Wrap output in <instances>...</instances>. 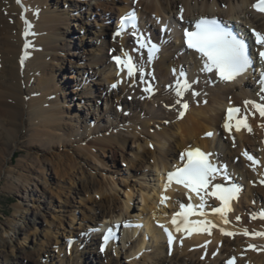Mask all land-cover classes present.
I'll use <instances>...</instances> for the list:
<instances>
[{
	"label": "bare ground",
	"instance_id": "bare-ground-1",
	"mask_svg": "<svg viewBox=\"0 0 264 264\" xmlns=\"http://www.w3.org/2000/svg\"><path fill=\"white\" fill-rule=\"evenodd\" d=\"M20 1L21 5L17 3V0H0V154L2 152L1 143L4 141L3 136L7 137L9 141L15 142L21 132L20 122H23L26 113H28L33 120L39 121L38 126H35L36 131L31 136V147L34 148L37 146L36 144L34 145L33 142L35 140H40L39 142H41L42 140V134L39 132L41 130L38 128L43 127L44 129V127H47L49 130L51 127L55 128L54 124L57 120V114L55 112L56 105H53L52 103V105L47 106L46 102L48 94H45V91L41 93L40 97L35 99L30 98V102H27L25 99L24 80L27 79L29 83L33 79H37L38 82H40V77L45 74L43 71H45L46 60H48L47 58L52 55V50L54 51L58 47V38L61 31L60 26L63 23H59V19L45 14V11L42 10L40 5L45 3L46 0ZM130 1L131 0H116V4L113 2L115 7L117 6L119 21L121 17L128 14L129 10L132 8L130 7ZM136 1H138L136 8L140 14L141 21L137 23V29H132V32L137 31L138 34H145L146 37H149L150 39H158L161 43L160 52L155 58H150L147 48L141 49L139 44L131 47L128 32H122L120 35H116V37L111 35L109 39H106L105 35L108 34V30H110L109 27L105 30V40H103L104 42L100 48L102 56H97L92 60L95 63V66L103 68V81L111 84L116 82L122 84L123 90L129 92L132 91L135 83L145 86V84L143 85L141 82V74L139 75L138 71L135 76L129 78L127 76V71L119 72V68L115 66L113 61L108 59V56L109 54L120 56L124 55V53H133L134 55L136 53V65L142 67L144 71L146 69L150 71V75H147L149 78H143V80L147 83L151 80L155 81L158 88L157 95L155 94V97H152V99H149L150 94L149 92H146L145 97L147 102L143 103L146 111L143 114H141V112L133 114L131 119L135 121L133 122L135 127L140 124V127L144 130H148L150 126L155 129V133L152 136L155 140L147 141L145 143L148 148L151 144L152 147L149 149L145 147V152L150 154L151 159L154 160V170H152V174H154L161 186L160 184L155 188L152 186L151 190L154 196L148 191V189L145 191V194L141 191L142 200L144 202V213H138L139 215L133 220L134 226L130 231L123 230L127 232L126 235L131 243L129 244V242H126L129 253V255L128 253H126V255L130 257L134 256L136 260L139 256L143 255L141 254L143 253V248L148 243L152 250H154V253L152 255L144 253V259L140 264H145L148 260L153 263L155 259H159V256L167 250V236L164 234L165 228H167L171 229L172 232V247L176 246L175 244L177 241L181 242V245H178L179 252L180 254L182 253L186 255V257L188 256L187 259L191 256L192 260H194L197 254H199L198 257H201V254L205 251H209L208 257L210 258L209 260H212L214 259L211 258L212 253L214 250L219 251V248H221L220 243L223 242V244L225 243L224 249L234 254L229 256L228 259H226V262L224 261L225 264H229L231 258H236L235 255L238 257L239 263L238 260H236L238 264H264V236L255 235L256 233H264L263 222L258 219L249 220L246 216L241 219V222L232 223V225H230L229 222H225V216L226 219L227 217L231 218V220L234 218L233 210L235 207L237 209V202H235V204H233L234 202H230L233 204H230L231 210L228 211L227 214H224V216L217 212L210 213V202H206L208 201V196L202 192L200 195L204 196V212L210 211V214L205 216H209L210 218L188 215L187 224L188 228H190L189 235L186 234V231L183 235L182 233L184 232L181 230L179 233H176V225H171L173 217L178 212L176 209H179L178 207H180L181 204L191 205L193 202L188 198L190 195L194 198V204L200 205L202 203L200 195H197L195 191L190 192L183 185L176 183L175 180L167 187V190H165V185L168 184V173L173 172L185 161L186 158L182 159L183 154L188 150L199 149L207 154H211L210 157L213 159L212 164L214 166L221 169L224 168V165H227V167L231 168V171L234 174H238L242 177L243 180H240L247 185V194L243 197L246 201L254 199V196H256L255 193L257 192L259 195L264 196V187L259 185L263 180V173L261 171L264 162V117L256 115L252 121L255 128L252 132H255V138H252L251 134L246 133L248 130L243 128L239 131L236 130V117L232 121L227 120V108L231 106H242L248 110V108H252V106L248 105L245 107V101L247 100L264 104V100H261V96L264 95V93L260 91L259 86H256L255 83L257 77L255 75L252 76L251 71H248L247 74L237 77L235 81L229 82L216 79L215 72L208 75V73L203 70L204 64L200 55L195 54L194 52H189L185 48L183 49L180 42V30H178L180 26L186 27L187 24L191 23L197 17L211 15L219 16L226 22L233 21L237 23V21L242 20L245 24H248L252 30L255 29L264 33V13L257 12L252 7L257 0ZM25 6L28 8L29 17L26 14L25 18L21 19L22 15H24L23 9H26ZM32 8L36 9L34 15L32 14ZM27 10L26 12H28ZM181 10H183V19H181ZM152 12H157L158 16L155 19L156 24H153L148 20L151 22V24H149L146 21V19L149 18V14L151 15ZM162 13H165L166 15H162ZM16 15L21 16L19 22L15 20ZM163 18L165 19L163 20ZM11 19L13 21L15 20L14 24L11 23ZM25 20L28 21V24L25 23ZM157 24L158 31L153 27V25L155 26ZM161 24L168 25L169 34L163 35L161 33ZM119 27L120 24L115 26L113 33H116ZM28 29H30L29 35L25 37L24 32ZM172 35H174V37H172L173 40L170 38ZM147 42L150 44L151 41L147 40ZM26 43L31 45L27 49L25 48ZM168 47L173 53H166ZM109 51L111 52L109 53ZM173 55L174 57L177 55L178 58L173 60ZM22 59H25V62H27V67L24 71L21 70ZM182 59L184 61L195 62H192L195 67L194 70L190 71V79L188 80V83L192 84L193 87L191 90L184 93L186 94V100L182 101V103H185L186 101L189 102V108L187 110H184L180 104L176 103L177 99H180L176 96L177 81H183L181 80V76L186 72V67L184 66L183 68V63L181 62L183 61ZM158 62L160 63L157 68ZM197 80L199 81L198 85H196ZM37 85L39 86V84ZM37 85L31 88L35 89ZM168 85L169 90H167ZM244 89H247L248 91L244 92L245 94L243 93ZM237 90H240V95L239 93H236ZM194 92L198 93V95H193ZM107 93L108 94L106 95H109V97L115 95L113 91H108ZM134 93L137 94V92ZM120 96V94L116 95V101L118 103L121 100ZM157 97L162 99L158 101ZM164 105H166L167 108L168 106H173V112H168L166 110L167 108L164 109ZM181 112H183V116L180 115ZM167 119L170 120V123L167 125L164 123V125L161 126V124L157 122V120L166 121ZM226 122L232 124V129L230 131L232 132L231 134L224 128ZM131 132H133L132 135L134 141L139 142L140 139L137 136L138 131L133 129ZM209 132L213 133V135L208 136L207 133ZM45 134L47 137L51 136L49 131ZM232 137H234V139H232ZM109 140L113 142L112 144H115L117 141L114 140V138H109ZM127 140L128 137H124L118 141L117 144H126ZM232 140L235 141V143H233ZM50 142L51 139L49 140V138H46L45 143L43 141L41 142V148H45L44 146ZM256 151L257 154L253 155V152ZM244 153L257 156L261 165H259V167H254L248 161H244ZM138 157V161L131 162L132 167L136 165L135 163L142 164V161L145 165L147 164V162L140 159L141 156ZM235 157H240L241 161L235 163ZM248 168L254 172V176ZM255 181L258 182V184H255ZM88 184L90 185V182ZM212 185L213 184H211V186ZM90 186L98 191L100 189L97 188L95 183L92 184V182ZM254 186H257V188L255 189ZM98 191L97 193H99ZM126 195L128 199L125 200V211L128 212L132 199L130 190L126 192ZM162 197H167L168 199L162 202ZM159 202H161L160 205ZM95 203L100 210L99 212L97 211L96 216L94 215L91 218V222L92 224H95L93 227H96L97 229H100L102 224L104 226V223L108 224V221L112 224L113 219L121 220L122 217L125 216L124 209L113 207L110 198H105V200L101 202L95 201ZM244 208L245 207L243 206V208L237 210V213H240L242 216L245 213V211H243ZM260 209L264 210V205H262V208L260 207ZM240 215H236L235 217ZM181 219L182 218L178 217L177 222L179 223ZM236 219H234V222ZM157 222H161L164 227H158L156 225ZM98 225L100 226L98 227ZM213 225L216 226L214 227ZM182 227H184V224H180V228ZM228 228L235 232V238H232L233 236L227 238V236L225 237V235L221 233V229L226 233L229 232ZM191 229H195V233L191 231ZM245 230H247L248 233L254 232L255 236L253 234L252 236L259 241L258 244L255 243V248L249 246L252 242H255L251 237H249L250 239L247 238L248 241L246 243H241L239 236L241 237L244 234H242V232ZM209 233L212 234V237L207 235ZM94 236L95 235L87 240L86 245L90 247L96 246L97 238ZM186 236L188 237L186 238ZM208 241L211 242L212 245L216 244V247H210L207 245V247H203V249L199 251L197 249L189 252L191 248H199L204 242ZM102 243L105 244L103 253L109 260L108 264H110L112 263L110 258V250L112 248L110 249V247H113L116 252H118V250L113 241L105 242V239H103ZM259 244H261L260 247H258ZM6 245L8 244H5V241L3 244L0 243L1 248ZM245 246H249L250 248V251L249 248H247V253L243 252V247ZM11 247L14 250L16 249L17 254L12 261L6 260L8 264H23V259H33L32 253H27L25 251L21 255L19 254V251H21L19 248H15L14 245H11ZM257 248H263V252L258 254ZM252 249L253 251H251ZM254 249L257 250L255 251ZM178 259L179 257H176L175 260L178 262ZM113 263L118 264L116 261ZM135 264L137 263L135 262Z\"/></svg>",
	"mask_w": 264,
	"mask_h": 264
},
{
	"label": "rangeland",
	"instance_id": "rangeland-1",
	"mask_svg": "<svg viewBox=\"0 0 264 264\" xmlns=\"http://www.w3.org/2000/svg\"><path fill=\"white\" fill-rule=\"evenodd\" d=\"M113 2L116 4V0H46L40 5L45 14L59 19V23L63 24L60 26L58 47L56 50H52V55L47 58L45 71H43L45 74L40 77V82L37 79H33L29 83L27 79L24 80L25 99L29 103L30 98H38L45 91V94H48L47 106L52 103L56 105L57 120L54 124L55 128L51 127L50 130L47 127L38 128L42 134L41 142L45 143L46 138L51 139V142L44 146L45 148H41L40 140L33 142L37 147H31V136L36 131L35 126H38L39 121L33 120L28 113L25 114L23 122H20L21 132L15 142L9 141L7 137L3 136L4 141L1 143L2 152L0 154V243L3 244L5 241V244L7 243L9 246L0 247V264H8L6 260L12 261L16 257V249L14 250L11 245L19 248L21 255L25 251L32 253L33 261L23 259V264H108L109 260L103 253V243L100 242L103 224L100 229H97L91 222V218L96 216L97 211L100 210L95 201L101 202L105 198H110L113 207L122 208L125 212V216L121 220L113 219V222L125 220L133 225L132 222L138 217V213H144L141 191L145 194L148 189L153 194L152 186L155 188L160 184L152 174L154 160L151 159L150 154L145 152V147L147 149L152 147L151 144L148 148L145 143L155 140L152 137L155 129L150 126L149 131L144 130L140 124L135 127L133 124L135 121L131 119L133 114L140 112L143 114L146 111L143 106V103L147 102L145 86L135 83L134 88L129 92L124 91L123 85L119 83H114L119 85L113 88V84L102 80L103 68L95 66L92 61L97 56H102L100 48L103 40L109 39L113 27L119 19L117 6L115 7ZM130 2V7L138 10L136 8L138 1L131 0ZM19 4L21 5V1ZM33 8L31 10L34 15L36 9ZM27 9H23L22 18L19 15L15 16L17 22H19V18H25L26 14L29 17ZM162 15L166 14L162 13ZM157 16V12L149 14L148 17L151 20L146 19L147 23L156 24ZM14 21L12 20L11 23L14 24ZM109 27L110 30L104 38L105 30ZM153 27L158 31V24ZM172 37L174 35L170 37L171 40H173ZM129 40L132 47L136 40L134 37ZM171 52L168 47L166 53ZM112 57L113 55L109 54L108 59L112 60ZM172 58L176 60L178 57L173 55ZM25 61V59L21 60L22 71L27 67ZM181 62L183 68L185 65L188 68L189 63ZM159 63H157V68ZM147 77L149 78V76ZM36 85L38 88H31ZM167 88L169 90V85ZM108 91H113L115 95L109 97L106 95ZM239 92L240 90H237L236 93ZM243 92L248 91L244 89ZM118 94L121 95L119 103L116 101ZM149 99L152 98L149 97ZM161 99L157 97L158 101ZM166 108L164 105V109ZM166 110L173 112L172 106H168ZM157 122L163 126L164 123L166 125L170 123V120H157ZM133 129L138 131L139 142L133 139V132H131ZM48 131L52 137H47L45 133ZM254 133H249L252 138H255ZM122 137H128L127 143L117 144L123 139ZM109 138H114L117 141L112 144L113 142ZM256 154L257 151L253 152V155ZM138 156H141L140 159L147 164L145 165L142 161V164L135 163L136 165L132 167L131 162L138 161ZM240 161V157H235V163ZM244 161L249 162L246 156ZM250 164L259 167L257 164ZM248 170L252 172L250 168ZM252 174L254 176V172ZM235 176L237 177V175ZM239 176L238 180H243ZM89 182L90 185L91 182L95 183L97 188H100L99 191L93 189L88 184ZM243 183V187L239 188L237 198L234 199L237 202V209L235 207L233 210L234 218L231 220L227 217V223L232 225V223L241 222L245 216L249 220H253L252 217L256 216V220H261L264 224V219L260 218V214L264 213V210L260 209L264 205V196L257 192L254 199L246 201L243 197L247 194V185L245 182ZM255 184L258 182L255 181ZM259 185L264 187V183L260 182ZM254 188L256 189L257 186ZM128 190L132 194V199L127 212L125 211V200L128 199L126 195ZM212 205L210 209L214 211L219 208L218 206H221V203L216 199ZM243 206L245 213L241 216L237 210ZM173 208L175 209L174 206ZM197 209L203 210L201 207ZM205 212L203 211L202 216L210 218L205 216L210 214V211ZM236 215H240L238 216L239 220L236 219ZM234 219H236L235 222ZM108 222L110 223V221ZM105 225L106 223H104ZM132 225L125 231H130L133 228ZM228 230L230 233H234L233 237L229 235H225V237L235 238V232L229 228ZM125 231H123V235L127 237ZM211 233L207 235L212 237L213 233ZM250 233L248 236L244 234L239 236V239L244 244L248 241L247 238L251 237L255 241L252 242L253 245H249L252 247L259 241L255 239L254 232ZM186 234L189 235V230L186 231ZM93 235L97 238V243L95 247H90L86 244ZM209 243L211 242H204L202 247L191 248L189 252L197 249L199 251L207 245L216 247V244ZM129 244L131 243L129 242ZM224 244L221 242L220 250H214L212 253L211 258L216 260H209V251H205L201 257L194 253L197 254L196 259L192 260L191 256L187 259L188 256L180 254L178 245L180 246L181 242L177 241L176 246L165 250L159 259H155L156 261L154 260L153 263L148 260L145 264H225L226 259L234 254L225 250ZM249 246L243 247V252L247 253ZM260 246L261 244L258 247ZM115 247L118 252L110 247V249L112 248L110 250L112 263L110 264H114L115 261L118 264H135V262L140 264L144 259V253L150 255L154 253L147 243L141 253L143 255L135 260L134 256L126 255L128 245L124 240H121V243H116ZM259 249L257 253L261 254L263 248ZM235 256L236 258L233 257L229 261L238 264V257ZM176 257H179L178 262L175 260Z\"/></svg>",
	"mask_w": 264,
	"mask_h": 264
},
{
	"label": "snow or ice",
	"instance_id": "snow-or-ice-1",
	"mask_svg": "<svg viewBox=\"0 0 264 264\" xmlns=\"http://www.w3.org/2000/svg\"><path fill=\"white\" fill-rule=\"evenodd\" d=\"M17 3H20V0H17ZM252 7L257 11L264 13V0H257V3L253 4ZM122 28L121 32L125 31L129 26L136 30L137 29V19L135 12H130L123 16L122 18ZM181 19H183V10H181ZM25 23L28 24V21L25 20ZM121 32H118L117 35H120ZM29 31L24 32V36L27 37ZM133 36L136 37L139 47L141 49L147 48L149 54L157 51L156 45H150L142 35H138L137 31H133ZM187 46L191 49H194L204 58V71L215 72L219 75L220 79L224 81H235L237 77L243 75L249 67L253 64V56L249 52V45L243 38H238L233 35L231 32L226 31L222 27L221 23L215 19H200L195 23V30L188 31L185 33ZM252 35L255 38V44L259 45L261 50L259 51V59L264 61V33L259 32L255 29L252 30ZM30 44H25V48L30 47ZM116 64L119 67V72L127 71V76L132 78L139 71L141 74V82L147 84L143 80L144 70L142 67H138L134 62L133 58L124 53V58L121 56L114 57ZM23 62V61H22ZM261 76L264 77V73H261ZM261 85H264V79L260 81ZM117 85L113 84L112 87L115 88ZM191 84L185 79L183 83L179 80L176 85V96L183 97L184 93L191 88ZM146 92L151 93L153 91L150 85L146 86L144 89ZM264 92V87L261 89ZM193 95H198V93H193ZM261 100H264V95L261 96ZM177 104H180L183 109L188 108L187 103H181L180 99H177ZM251 105L256 111L259 112L261 117H264V104L256 103L252 100L245 101V107ZM239 108H228L227 109V120L232 121L237 114L240 113ZM183 116V112L180 114ZM236 130L239 131L241 127L247 128L251 132L250 125L247 124V116L242 120L236 119ZM224 128L229 132L232 129V124L226 122ZM208 136H211L212 133H207ZM211 154H206L199 149L188 150L186 151L182 159L186 158V163L183 167L177 168L175 172L168 173V184L165 185V190L167 187L175 180L176 183L183 185L190 192L195 191L197 195H200L202 192L208 196H215L221 201L222 207L214 209L215 212L220 213L224 216V213L230 211V202L231 200L237 198L239 193V188L236 186L225 188L220 184L213 186V191L209 192L208 188L211 184V181L215 179L216 175L220 172V169L212 164L209 157ZM247 159L251 160L253 164H256L257 161L253 159L252 156L244 153ZM225 171V179H228ZM264 183V180L261 181ZM167 197H162V202L167 200ZM191 199V197H189ZM202 201L200 207H204V196L200 195ZM181 211L177 212L173 217V224L176 225L177 231H180V224H184L185 231H188L187 217L192 213V206H185L184 204L180 205ZM182 218L180 222H177V218ZM225 222L227 223L226 216ZM256 216H253L252 219H256ZM260 218L264 219V213L260 214ZM239 220V217H237ZM164 227V225H160ZM165 231L168 232L167 228ZM222 234L232 236L233 233H226L223 229L220 230ZM111 232V229L109 230ZM210 234V233H209ZM244 235H249L247 230H245ZM256 236H264V233H256ZM169 243H172V234L169 232ZM108 237H105V242H107ZM254 248V246H252ZM103 250V249H102ZM229 264H234V261H229Z\"/></svg>",
	"mask_w": 264,
	"mask_h": 264
}]
</instances>
